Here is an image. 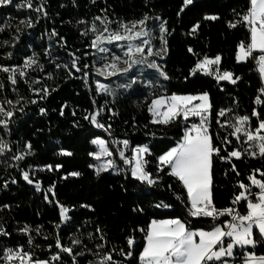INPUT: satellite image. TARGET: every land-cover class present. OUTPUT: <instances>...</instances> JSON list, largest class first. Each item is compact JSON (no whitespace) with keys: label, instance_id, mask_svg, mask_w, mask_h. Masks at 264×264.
<instances>
[{"label":"trees","instance_id":"1","mask_svg":"<svg viewBox=\"0 0 264 264\" xmlns=\"http://www.w3.org/2000/svg\"><path fill=\"white\" fill-rule=\"evenodd\" d=\"M21 0H12L8 6H0V25L8 24L10 27L0 31V64L22 65L27 56L33 52L37 54L40 64L44 69H27V79L39 80L33 85L35 88L47 86L55 91L50 92L46 100H38L37 104H21L24 111L19 110L21 105L12 109L11 105L5 107L13 110L15 115L11 118L9 132L5 133L0 126V137L10 142V150L7 154H0V206L9 205V208L0 207V223L10 233L9 236H0V256L3 255V247L16 248L23 245L25 251L34 252L35 257L48 260L59 251L55 247L57 235L64 245H70L74 236H80L83 244L73 246L79 252L84 245L95 250L97 243L103 244L102 252H110L113 259L121 264H138V259L125 258L120 255V250H128L126 238L134 236L137 241L136 255L143 247L144 232L152 219H189L193 229H210L213 221L210 218H190L186 217L183 205L175 200L173 191L181 192V185L173 178L170 179L165 173L163 184L149 187L141 184L131 177L130 171L123 172H102L99 176L95 174L89 164H92V157L88 155L93 152L92 139L101 137L108 141L128 139L129 149L140 144H147L154 155L146 156L149 161L147 170L153 171L156 163L155 157L174 146L175 142L183 133L182 125L173 123L171 126H162L151 123V114L147 110V105L151 103L153 96H149V89L142 87L135 91H119L113 103V97L104 93H96V84L93 73V55L89 45L92 34L82 36L81 30L85 24H78L77 21L84 20L91 22L93 17L106 14L112 21H131L141 18L144 13L149 16H160L167 21L169 35L168 52L161 60V65L166 69L171 77L169 81H161L165 86L166 94L173 92L178 94H196L201 91L210 93L211 101L215 111L210 116V134L215 137L217 132L220 136L227 135L226 130L219 129L216 123V111L220 109H233V115H249L255 107L258 112L264 113V96L258 93L262 87V81L257 69L256 61L249 57L246 61L237 62L235 52L237 44L242 40H247L248 32L243 25L236 28H228L227 21L234 20L233 9L243 12L247 8L248 0H194L193 4L185 7L180 12L183 0H32L33 8H16V4ZM43 5V11L37 13L35 7ZM63 5V6H61ZM44 12L47 15H44ZM180 12V15L177 13ZM205 14H217L218 20H205ZM37 15L40 19L37 20ZM31 19L32 27L20 25L21 20ZM239 19V17H235ZM152 20L148 21V24ZM200 22L199 28L191 34L193 25ZM21 28L20 33H16L17 27ZM58 33L49 39L52 30ZM18 34L20 39L13 43V35ZM63 37L67 46L62 47ZM9 41L3 45V41ZM193 52L190 53L188 48ZM48 49L50 55L45 54ZM11 52L10 58H5V53ZM88 55L84 56L83 53ZM75 53L80 57L82 67L84 63L89 64V80L85 85L81 72L71 69L73 77L68 76V69L61 67L57 69L56 64H68ZM221 55L220 70H229L242 79L235 85L228 81H223L220 86L213 76L204 75L197 72L189 76V70L196 64L197 59H202L205 55L214 58ZM256 53L255 55H259ZM215 69H213L214 71ZM52 73V78L48 77ZM67 77V78H66ZM185 77H188L186 80ZM0 80L4 81L6 88L0 91V102L5 98L14 102L18 99L17 93L12 91L10 83L6 80V74L0 72ZM19 96L31 100L37 98V94L29 90L28 84L20 80L15 86ZM130 93V94H129ZM156 95L161 94L156 90ZM261 95V104L255 103V98ZM147 97V99H145ZM93 100L97 102L93 105ZM105 100L109 103L107 108L100 114L98 119L107 127L96 128L84 119L86 115L95 111L99 105H104ZM139 105V106H137ZM61 106H64V114H60ZM39 107H45L46 113L40 114ZM113 112L117 113L113 115ZM75 113V115H73ZM228 114H226L227 117ZM226 117H221L223 121ZM0 118L2 114H0ZM182 120V118H181ZM198 123V118H190L189 125ZM249 124L254 130L256 127V117H251ZM78 125V126H77ZM147 126V127H146ZM156 135H146L153 133ZM243 137V134H240ZM232 144L228 146V151L233 147L243 151L247 148L246 143H237L235 137L230 138ZM246 139V138H244ZM31 143V155H26L23 160L16 161L12 157L18 151H26L24 144ZM64 149L72 155L60 154ZM128 149V150H129ZM130 151V150H129ZM227 155V152L224 153ZM60 164V169H55V165ZM235 164L236 170H232ZM44 165H52L53 170L49 171ZM43 169V170H41ZM254 169L264 171V159L253 158L244 154L242 158H232L227 161H214L213 171V194L216 208H224L231 205L234 194H238L240 189L237 181L250 184L248 175H256L261 178L260 173ZM21 170L28 171L30 178L41 182V190L37 191L35 184H28L20 175ZM78 171V177H72L68 173ZM35 172L32 176L31 173ZM15 178L17 183L12 184ZM9 185L4 187V181ZM55 185L52 192L48 189ZM172 184V190L167 188ZM258 190V189H255ZM53 192L55 197H53ZM45 194L48 200H45ZM186 197V192L184 193ZM56 201L69 208V221L60 222L59 209L55 206ZM160 201L171 203L170 208H156ZM83 205H91L90 208ZM142 208L143 211H134L135 208ZM241 213L246 212V202L236 205ZM230 217H219L223 220ZM25 224L29 226V232L22 234L18 231ZM60 224L57 228L56 225ZM40 226V233L36 228ZM99 227L105 236L100 240L101 233L95 231ZM92 232L95 239L89 241L87 233ZM28 235L34 238L33 246H29ZM47 237V239H45ZM258 238V237H257ZM51 244L52 248L48 245ZM39 245L40 247H35ZM257 255L264 254V247L257 246ZM238 254V256H240ZM65 264H72L71 258L66 253H62ZM79 264H88L89 260H96L97 257L91 253H86L84 257H78ZM3 264V261H0ZM19 264V262H17ZM52 264H59L52 261Z\"/></svg>","mask_w":264,"mask_h":264},{"label":"snow or ice","instance_id":"2","mask_svg":"<svg viewBox=\"0 0 264 264\" xmlns=\"http://www.w3.org/2000/svg\"><path fill=\"white\" fill-rule=\"evenodd\" d=\"M91 2L95 3V0H91ZM193 2L194 0H183L180 12H183L185 7L193 4ZM11 3L12 0H0V6H8ZM73 4H75V0H73ZM22 7L32 9V0H21V3L16 4L17 9ZM35 11L37 13L42 12L43 5H37ZM101 11L105 12V14L93 17L91 22L83 19L77 21L78 24L86 25L80 34L82 36L92 34V39L87 47L95 50L93 54L97 56V60L94 61L92 67L96 74L105 79L123 77L126 82L118 83L115 87H112L110 83H103L97 79L95 81L96 93H104L106 96L113 97L112 102L115 103V98L120 95L119 90H124L127 93L129 89H133L135 84L142 83L150 90L149 96L154 97L151 99V103L147 105V110L152 117L151 123L162 126H171L176 123L183 127V133L174 146L167 148L166 151H162V154L155 157L156 163L153 171L147 170L146 167L149 161L145 157L154 155L147 144L136 145L129 149L130 142L128 139H124L120 141L124 148L117 149L118 155L123 160V163L128 166L127 170L130 171L131 177L149 187L163 184L165 173H167L168 178H174L182 186L181 192L173 191V196L176 201L183 205L186 217L210 218L214 222L213 226L206 230L204 228L193 229L187 218L183 220L179 217L152 219L146 229H140L145 234L142 240L143 247L139 251L138 257L135 251L137 241L131 235L126 238L128 250L121 249L120 255L125 260L136 258L138 259V264H236L237 260L240 261V264H264V254L257 255L256 253L258 245L264 247V171L254 169V172L260 173L261 178H257L256 175L252 174L248 175L247 179L250 184H245L243 181L238 180L237 184L240 191L238 194L233 195L231 205L228 207L216 208L213 194V171L216 159L230 163L233 157L240 159L244 154L253 158L259 154V157L264 159V113L258 112L254 107L251 116L233 115V109L222 108L215 113L216 123L219 129L227 131V135L220 136L219 132H217L214 137L210 134V116L215 109L208 91H201L196 94H178L173 92L170 95L165 92V86L161 81H169L171 77L156 58L162 59L168 52L167 36L170 33L167 29V21L160 16L151 17L148 13H144L141 18L131 21L122 19L112 21L106 14V10L102 9ZM232 11L234 20L226 22L228 28H236L238 25H243L248 32L247 40L240 41L236 46L235 59L239 63L246 61L249 57L253 58L256 61L261 80L264 81V0H248L245 11L237 12L235 9ZM180 12L177 15H180ZM44 15L46 16L47 13L44 12ZM235 17H239V19H235ZM39 19L40 16L37 15V20ZM204 19L215 21L220 19V17L217 14H205ZM149 20L158 22L156 28H158L159 32V48L152 43L156 37L153 28L148 26ZM114 23L117 25L115 29L112 28ZM20 25L32 27L33 22L31 19L21 20ZM199 26L200 22L197 21L193 25L191 34H194ZM8 27H10L8 24L0 25V31H4ZM15 32L20 33L21 28L18 26ZM53 36H58L55 29L49 34V39ZM19 39L18 34L12 37L13 43ZM59 40L63 41L62 47L67 46V42L63 37H59ZM2 43L7 45L9 41L5 40ZM113 47L119 50V54L112 50ZM255 50H259L260 54L255 55ZM188 51L192 53L193 49L189 47ZM45 54L50 55L48 49H45ZM69 55L72 56L70 67L68 64H56L55 67L57 69L61 67L68 69L69 77H73L71 69L81 72L84 83L87 85L90 76L88 71L89 64L84 63L81 67L80 57L76 56L75 53H69ZM83 55L87 56L88 53L85 52ZM11 56V52L5 53L6 59ZM221 60L222 57L219 54L214 58H210L207 55L202 59L198 58L196 64L189 70V76H193L199 71L213 76L217 86H220L223 81H228L235 85L242 77L235 75L229 70L221 71ZM97 63L99 64L98 67L96 66ZM121 63L124 65L123 67L120 66ZM34 66L41 70L44 69V65L39 63L35 52L31 56H27L22 65L9 66L0 64V72L6 74V80L13 86L12 91L17 93L18 96L15 102L7 98L0 102V114L3 117L0 118V126L3 127L5 133L9 132L12 122L11 118L15 115V112L5 107V105H11L12 109H16L17 105H21L19 110L23 112L24 107L21 101H23V104L35 105L38 100H46L50 92L55 91L54 88L50 89L47 86L33 87L40 81L35 79L29 81L26 70ZM213 69L215 70L213 71ZM146 70H151L150 74L154 76V79L144 78ZM47 75L50 79L52 78V73ZM185 79L187 80L188 77H185ZM20 80L28 84L29 90L36 93L37 98L28 100L23 96H19L15 86ZM5 88V82L0 80V91L5 90ZM156 90H159L161 94L156 95ZM258 93L264 94V86L258 89ZM108 103L109 101L105 100L104 105H99L95 111L86 115L84 119L88 120L94 127L104 128L105 131H108L111 125L109 124L105 127L98 119L105 109L112 111L111 108H107ZM255 103H262L261 95L256 97ZM96 104L97 102L93 100V105ZM39 113L45 114L46 108L39 107ZM60 114H64V106H61ZM116 114L113 112V115ZM226 114H228L227 117ZM221 117L226 118L221 121ZM251 117H256L254 130L249 124ZM190 118H198L199 122H193L189 125L188 121ZM241 133L243 137L240 135ZM146 135L155 136L156 133H146ZM231 137H235L237 143H246L248 147L244 148L243 151L235 147L228 151V146L232 144ZM91 143L97 145L99 149L88 153L89 156L99 161L97 164H89V168H93L96 175L99 176L102 172H106L109 169L117 172L126 171L123 168H118L113 159L102 160L103 157H111L113 155L104 139L96 137ZM113 143H116V141H113ZM24 149L26 151H18L12 159L20 161L26 155L32 154L30 142L24 144ZM125 149L131 151L130 157L125 155ZM8 150H10V142L0 137V154H7ZM225 152H227V155L224 154ZM60 154L72 155V153L64 149L60 150ZM43 167L49 171L53 170L52 165H44ZM61 167L62 165L60 164L55 165V169H60ZM232 170L239 175L235 164L232 165ZM20 175L28 184H35L37 191L41 190V182L30 178L28 171L21 170ZM31 175L34 176L35 172L31 173ZM68 175L78 177L81 173L73 171L68 173ZM11 183H17L16 179L13 178ZM8 185L9 182L5 180L4 187L7 188ZM54 187L55 185L53 184L48 191L52 192ZM167 188L172 190L173 185L168 184ZM185 192L186 197L184 195ZM53 197H55L54 192ZM45 200H48L47 194H45ZM244 202H246V212L241 213L237 210L236 205H241ZM55 206L59 209L60 222L69 221L70 217L67 215L69 208L60 204L59 201H56ZM0 207L9 208L10 206L3 205ZM83 207L90 208L91 205H83ZM155 207L170 208L172 204L160 201ZM133 210L143 211L139 207ZM225 216L231 217V219L225 218L221 224L218 218ZM56 227L59 228L60 224H57ZM18 231L22 234H27L29 226L25 224ZM95 231L101 233L100 240L105 239L99 227ZM36 232L37 234L40 233L39 225L36 228ZM9 235L10 233L0 223V236L7 237ZM87 238L89 241L95 239L92 232L87 233ZM27 242L29 246H33L34 238L28 235ZM82 244L83 240L80 236H74L70 245H64L59 235H57L55 247L59 251L54 253L48 260L36 258L34 252L25 251L23 245H17L16 248L3 247V255L0 256V261H3V264H17V262L19 264H52V261L65 264L62 253H66L71 258L72 264H79L78 257H84L86 253H91L97 259L89 260L88 264H121L120 261L113 259L112 253L101 251L104 248L103 244L97 243L95 250L84 245L81 251H75L73 246ZM35 247L38 248L40 246L35 245ZM48 247L52 248V245L49 244ZM237 251L241 253L240 256H237Z\"/></svg>","mask_w":264,"mask_h":264},{"label":"rangeland","instance_id":"3","mask_svg":"<svg viewBox=\"0 0 264 264\" xmlns=\"http://www.w3.org/2000/svg\"><path fill=\"white\" fill-rule=\"evenodd\" d=\"M151 22H152V24L149 23L148 26H149L150 28H153V30H154V35H155V37H156L155 39H153L152 43H153V45H154L155 47L159 48V47H160V43H159V39H158V37H159V32H158V28H156V24H158V22L153 21V20H152ZM97 23H99V22H97ZM116 27H117V25H116L115 23L112 24V28H113V29H115ZM109 47H112V46H109ZM112 50H113V51H116L117 54H119V50H118V49H116V48L113 47ZM94 52H95V50L92 49L93 61H96V60H97V56H95V55L93 54ZM164 57H165V56H164ZM164 57H163V58H164ZM163 58H162V59H163ZM156 59H157L158 63L161 64V60H162V59L159 58V57H157ZM96 66L98 67L99 64L97 63ZM120 66L123 67L124 65L121 63ZM257 69H258V67H257ZM198 72H199V71H198ZM93 73H94V80L99 79V80H100L101 82H103V83H110L112 87H115V85L118 84V83H125V82H126V80H125L123 77H120L119 79H117V78H115V77L110 78V79H105L104 77H100V76H98V75L96 74V72L94 71V69H93ZM150 73H151V70H146L144 78H145V79H154V76H152ZM199 73L204 74V73H202V72H199ZM204 75H207V74H204ZM142 87H145V85L142 84V83H137V84H135V85L133 86V89H134V90H133V89H129L128 91H132V90L135 91V90L140 89V88H142ZM119 91H124V90H119ZM100 138H101V137H100ZM102 139H104V138H102ZM92 140H93V139H92ZM104 140L107 142V146L109 147V151H111V152L113 153V155H112L111 157H103L102 160H104V159H113V160L115 161L116 166H117L118 168L128 169V166L125 165V164L123 163V160L120 158V156L118 155V152H117V149H123V148H124L123 144L120 143V141H122V140H124V139H121V140H113V141H116V143H113V141H108L107 139H104ZM91 144H92V143H91ZM92 146H93V152L99 150L97 145L92 144ZM125 155L128 156V157H130V156H131V151H129L128 149H125ZM97 163H99V161H96V160L92 157V164H97ZM92 169H93V168H92ZM93 170H94V169H93ZM94 171H95V170H94ZM106 172L116 173L117 171L112 170V169H109V170L106 171ZM238 254H240L239 251H237V256H238ZM236 264H240V261L237 260V261H236Z\"/></svg>","mask_w":264,"mask_h":264},{"label":"crops","instance_id":"4","mask_svg":"<svg viewBox=\"0 0 264 264\" xmlns=\"http://www.w3.org/2000/svg\"><path fill=\"white\" fill-rule=\"evenodd\" d=\"M256 53H260L259 50H255ZM259 72V71H258ZM261 77V76H260ZM262 81V80H261ZM262 86H264V81H262ZM264 96V94H263Z\"/></svg>","mask_w":264,"mask_h":264},{"label":"built area","instance_id":"5","mask_svg":"<svg viewBox=\"0 0 264 264\" xmlns=\"http://www.w3.org/2000/svg\"><path fill=\"white\" fill-rule=\"evenodd\" d=\"M255 100H256V98H255ZM230 219H231V217H230Z\"/></svg>","mask_w":264,"mask_h":264}]
</instances>
